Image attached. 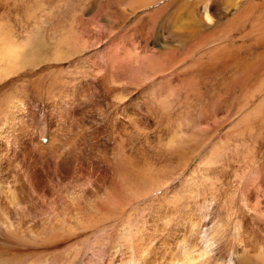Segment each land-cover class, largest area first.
Returning a JSON list of instances; mask_svg holds the SVG:
<instances>
[{"label": "rangeland", "instance_id": "rangeland-1", "mask_svg": "<svg viewBox=\"0 0 264 264\" xmlns=\"http://www.w3.org/2000/svg\"><path fill=\"white\" fill-rule=\"evenodd\" d=\"M0 25L37 51L0 81L29 126L25 152L0 128L1 221L56 236L28 264L264 261V0H0Z\"/></svg>", "mask_w": 264, "mask_h": 264}, {"label": "bare ground", "instance_id": "bare-ground-1", "mask_svg": "<svg viewBox=\"0 0 264 264\" xmlns=\"http://www.w3.org/2000/svg\"><path fill=\"white\" fill-rule=\"evenodd\" d=\"M201 16L204 19V21H206V22L212 21L210 19V15L208 13L204 14L202 12ZM177 20H178V18H177ZM1 27H2V25H0V81L3 78H6L7 76H9V77L12 76L11 74L18 72L19 70L23 69L24 67L26 68V65H30L36 59V55H37L36 50H35L36 51L35 52V51L30 49V42L29 41L28 42H21V43L13 41L14 39L12 40L11 38H9L7 35L4 34L3 29ZM66 38L68 40L69 39L71 40V38H73V37H71L68 34V35H66ZM72 51H74V49ZM113 58L116 59V57L112 56L111 60ZM5 85H6V82H5ZM1 86H3V85H1ZM7 108H9V106L8 107L4 106V107L0 108V111L3 110L2 113H4L3 115L0 114V115H2V117H0V128H2L1 127L2 124L7 125V124H13V123L18 122L20 124L19 129H20V141H22V143H21L22 151L25 152V150H26L25 146L26 145L24 143L26 141L25 137L27 136V132L29 131V128H28L29 126L22 120L24 118H22V119L18 118L17 116H15V114H16L15 112L11 113V111H8ZM39 129H40V127H39ZM41 129H42V127H41ZM47 129L45 132H41L42 131L41 130L40 131L41 133H39L38 135H36V133H37L36 130H34V132H32L31 136L33 139L30 142H32V145L34 148H36L38 150H43L46 148H50L53 145V142L55 140L54 139L55 138L54 137L55 131L49 130V128H47ZM41 137L46 138L45 144H43L39 140ZM11 157H13V155H11V152L9 151V149L7 147H3L2 149H0V165H1V160H3V162H5L4 161L5 159L9 160V159H11ZM16 160L13 161V159H12L13 162H15ZM14 165H15V163L13 164V167H14ZM8 172L11 173L10 169ZM8 172L6 171V176L3 179V181H1V179H0V217H1V214L3 211V206L6 204L7 206L12 207V205L16 203L15 200H17L16 199L17 198L16 193H17L18 188H16V184H15L16 182L15 181H17L16 179L18 178L19 175H16L14 177L15 178L14 179L12 176L13 174L7 175ZM29 174H31V173H29ZM31 178H34V174H31ZM145 192H146V188L142 187V189L135 188L134 192H131V193H133V195H135V196L138 195L140 197ZM2 219H5V218H2ZM4 222L5 223H2L1 218H0V264H28L29 262L34 261L35 257H36V261H37V258H38L37 254L41 255V250H42L43 245H45L49 241L56 240V236H54V235L46 236L42 240H37V241L36 240H30V239L27 240V239L21 238V236H19L17 234L10 233L7 229V221L5 220ZM120 232L121 233L117 235L120 244H122L126 240H131L132 243H135L134 239L136 238V236L133 234V232L130 229L122 228V231L120 230ZM50 243L52 244V242H50ZM47 245H48V243H47ZM233 261L236 262L237 258L233 257ZM255 261H256V257H255ZM34 262H32V263H34ZM38 262L39 261H37V263ZM258 262L260 264H264V261L260 257H258ZM188 264H191V263H188Z\"/></svg>", "mask_w": 264, "mask_h": 264}]
</instances>
